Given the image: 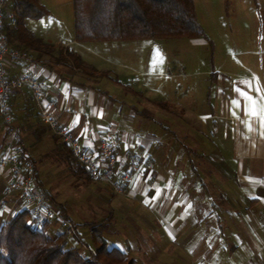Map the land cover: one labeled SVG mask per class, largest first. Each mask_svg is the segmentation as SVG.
<instances>
[{
  "label": "crops",
  "instance_id": "crops-1",
  "mask_svg": "<svg viewBox=\"0 0 264 264\" xmlns=\"http://www.w3.org/2000/svg\"><path fill=\"white\" fill-rule=\"evenodd\" d=\"M52 44L69 47L60 39ZM255 51L253 59H210L196 71L188 62L178 69L159 58L145 66L113 58L86 62L79 55L95 70L90 73L30 52L18 62L6 56L5 73L15 78L25 69L42 80V105L86 151L95 153L104 138L119 166L137 163L123 193L60 163L59 173L75 190L88 192L96 218L107 213L111 221L115 209L133 215L153 234L154 247L148 245L182 264H264V43ZM8 105L9 124L0 115V155L18 140L23 170L32 169L33 159L37 180L71 222L67 204L57 201L58 187L41 181L31 151L39 142L51 153L54 132L41 121L28 86L14 90ZM9 180V169L0 165V196ZM11 204L0 208L1 221Z\"/></svg>",
  "mask_w": 264,
  "mask_h": 264
},
{
  "label": "rangeland",
  "instance_id": "rangeland-1",
  "mask_svg": "<svg viewBox=\"0 0 264 264\" xmlns=\"http://www.w3.org/2000/svg\"><path fill=\"white\" fill-rule=\"evenodd\" d=\"M10 3L8 0V7ZM39 3L48 13L39 18L25 19L26 30L48 43H55L58 39L62 44L67 42L68 50L78 53L86 62L93 60L102 63L113 58L136 60L146 66L148 61L159 58L163 62H177L178 69L185 67L188 62V69L196 71L207 68L210 59H253L255 50L264 43V0H193L197 21L204 31L203 36L194 37L195 39L175 37L156 40L87 41L76 44L69 43L74 40L73 0H39ZM55 48L56 56L69 60L66 56L69 51L65 47ZM208 137L212 138L209 134ZM50 138L52 139L51 135ZM46 150L47 148L39 142L32 146L31 151L34 152L39 177L44 186L58 187L57 201L67 204L71 220L70 226L57 220L51 221L46 233L55 237L65 232V248L78 247L82 253L87 252L86 247L93 250L87 223L93 221L98 214L88 201V192L83 194L82 190H75L72 180L59 173L60 165L54 156H47ZM2 195L3 192L0 198ZM60 215L66 218L63 214ZM96 219L100 220L97 223H104L99 232L108 246H115L126 252L127 256L135 261L134 264H182L172 260L168 253H160L151 248L154 247L153 234L147 233L133 215H125L115 209L113 220L108 221L107 213L103 215V220ZM150 241L151 247L148 245Z\"/></svg>",
  "mask_w": 264,
  "mask_h": 264
},
{
  "label": "trees",
  "instance_id": "trees-1",
  "mask_svg": "<svg viewBox=\"0 0 264 264\" xmlns=\"http://www.w3.org/2000/svg\"><path fill=\"white\" fill-rule=\"evenodd\" d=\"M9 1L15 25L12 26L8 19L5 20L4 34L8 45L29 53H37L38 56H49L53 61H70L75 68L86 73L95 71L75 52H66L69 60L56 56V48L52 43L34 37L26 30L25 19L39 18L48 13L39 0ZM73 6L74 38L79 43L194 38L204 35L196 18L193 0H73ZM15 42L17 44L14 45ZM52 140L54 148L47 156H54L59 165L61 162L75 164L79 170H82V174L90 179L73 156L67 143L61 141L55 134H52ZM30 161L34 180L43 188L37 180L34 160L30 158ZM58 208L63 214L62 209ZM47 224L42 228L37 227L27 209L15 211L4 222L0 220V264H134L135 262L118 247L108 246L99 232V229L104 227V223L88 224L93 250L86 247L87 252L84 253L78 247H64L65 232L55 237L47 235L45 232Z\"/></svg>",
  "mask_w": 264,
  "mask_h": 264
},
{
  "label": "built area",
  "instance_id": "built-area-1",
  "mask_svg": "<svg viewBox=\"0 0 264 264\" xmlns=\"http://www.w3.org/2000/svg\"><path fill=\"white\" fill-rule=\"evenodd\" d=\"M8 0H0V115L6 122L11 121L9 112V97L14 90L28 86L31 97L38 106L39 117L55 135L70 145V149L77 162L85 169L90 180H100L108 184L114 193H123L132 180L133 172L137 168L134 160L127 159L126 164L119 166L117 157L109 140L102 138L95 153H90L80 146L77 139L72 137L68 129L59 125L53 113L41 103L46 84L35 74L25 69L18 77L9 78L5 73V57L11 62L30 59L29 52L7 44L4 34L5 20L15 25V19L8 7ZM52 106V103H49ZM7 131L17 139V131L7 127ZM22 149L17 140L6 153L0 155V165L9 169L10 180L5 186L0 198V208L11 202L8 216L15 211L27 209L34 218L36 226L42 228L45 224L57 220L70 226L71 223L60 215L59 208L50 200L45 190L39 187L30 167L23 170L21 165ZM10 214V215H9ZM4 222V220H3Z\"/></svg>",
  "mask_w": 264,
  "mask_h": 264
},
{
  "label": "snow or ice",
  "instance_id": "snow-or-ice-1",
  "mask_svg": "<svg viewBox=\"0 0 264 264\" xmlns=\"http://www.w3.org/2000/svg\"><path fill=\"white\" fill-rule=\"evenodd\" d=\"M159 62L162 63V59L159 60ZM245 95H246V94H245ZM249 112H250V114H253V115L256 114V110H255V106H254V104H250V106H249Z\"/></svg>",
  "mask_w": 264,
  "mask_h": 264
}]
</instances>
